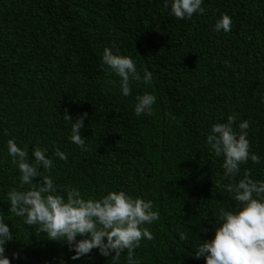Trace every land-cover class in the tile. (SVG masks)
Instances as JSON below:
<instances>
[{
    "label": "trees",
    "instance_id": "trees-1",
    "mask_svg": "<svg viewBox=\"0 0 264 264\" xmlns=\"http://www.w3.org/2000/svg\"><path fill=\"white\" fill-rule=\"evenodd\" d=\"M202 6L203 14L177 19L163 0H0V197L18 185L9 138L28 145L30 158L37 144L49 155L59 147L67 160L53 156L58 185L95 196L123 188L153 200L159 219L148 226L153 239L134 251L141 264H205L194 244L210 239L216 212L235 203L222 187L228 182L221 178L222 158L205 144L212 123L232 113L249 120V150L260 163L249 159L234 179L244 169L264 179V0ZM221 13L232 17L228 32L213 30ZM113 45L153 74L151 87L136 84L122 96L118 84L107 83L100 56ZM143 91L157 101L152 115L137 117L134 98ZM65 111L73 121L88 114L81 134L89 151L68 140ZM0 210L7 213L6 200ZM6 222L14 236L6 243L10 264L70 255L22 218ZM108 259L93 249L68 264H111Z\"/></svg>",
    "mask_w": 264,
    "mask_h": 264
},
{
    "label": "clouds",
    "instance_id": "clouds-1",
    "mask_svg": "<svg viewBox=\"0 0 264 264\" xmlns=\"http://www.w3.org/2000/svg\"><path fill=\"white\" fill-rule=\"evenodd\" d=\"M163 3L177 19H191L194 13L205 12L204 0H163ZM232 23L229 14L221 13L213 30L228 32ZM100 60L107 83L113 87L118 84L122 96L131 95L136 84L152 86L153 74L147 68L139 70L136 61L114 45L103 48ZM112 76L119 79L114 80ZM134 99V115L154 113L157 101L154 92L137 93ZM87 115L81 113L73 121L68 112L63 113L64 121L70 122L68 140L82 152L90 150L81 134ZM237 117V113L228 114L226 119L212 123L206 133L208 150L214 157L222 158L221 178L228 181L222 187L235 203L230 208L220 207L214 215L218 223L214 222L212 237L198 238L199 242L194 244V256L203 257L205 264H264V179H252L248 169H244L243 178L234 179L241 165L249 159L260 163L261 158L249 150V120L238 121ZM6 145L7 155L18 169V185L0 197L8 202L7 213L0 210V264H10L6 243L14 236L6 221L12 217L22 218L25 225L34 226L35 233H43L45 238L67 247L70 253L67 259L61 253L45 264H68L69 260H78L93 249L109 258L111 264H121L122 251L126 254L125 264H141L134 251L142 240L153 239L148 226L159 219L153 200L134 196L123 188L95 196L83 193L72 184L60 186L51 174L53 156L67 160V154L59 147H54L49 155L48 147L37 144L31 148L30 158L28 145H18L15 138H9ZM37 176L42 180L33 179ZM179 237L187 239L183 232ZM19 256V250L12 252L13 258Z\"/></svg>",
    "mask_w": 264,
    "mask_h": 264
}]
</instances>
